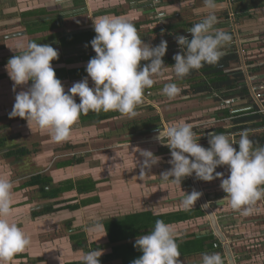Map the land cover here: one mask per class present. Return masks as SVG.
<instances>
[{
    "label": "crops",
    "instance_id": "crops-1",
    "mask_svg": "<svg viewBox=\"0 0 264 264\" xmlns=\"http://www.w3.org/2000/svg\"><path fill=\"white\" fill-rule=\"evenodd\" d=\"M54 3L52 10L45 7L21 11L13 6H0V17L4 16L0 19V25L4 29L6 39L0 44V53L5 52L4 55L8 57L0 63V108L3 109L1 113H7L0 115V126H10V129L3 127L1 132L6 136V144L0 150V178L10 180L15 177L10 180L13 182V189L12 215L9 219L29 234L32 241L30 247L6 261H0V264H79L83 263V255L94 249L102 250L101 257H108L100 264H131L142 255L134 247L135 240L153 230L157 220H163L176 233L181 264H201L203 253H220L227 264L223 245L214 235L199 200L193 207L182 206L185 193L194 190L189 178H183L181 185L170 181L162 182L160 179V174L171 168L168 163L171 155L169 147L156 139L161 129L166 130L172 124L186 122L192 125V130L200 129V126L205 128V133L195 132L197 137H200L198 143L205 148L209 147V133L212 132L228 131L229 134H225L238 141L239 133L243 130H235L238 127L236 124L224 119L214 123L213 118H218L223 113L219 109L218 101L205 95L207 102L201 106L202 111L198 108L196 112L186 113L185 104L192 94L188 93L189 87L181 85L185 96L168 98L164 102L161 101L162 96H158L164 86L155 82L151 88L144 90L145 95L143 94L142 102L137 106L134 116L122 115L116 111H89L82 114L73 125L69 139L56 143L47 130L39 129L34 122L30 124V128L26 119L10 118L9 111L13 109L16 93L27 90L31 81L27 85L16 86L14 91V82L8 75L6 65L11 57L26 50L28 42L50 44L61 56L70 58L69 63H52L56 77L61 80L67 91L73 83L87 77L86 65L90 59L80 62L77 57L83 53H95L90 44L95 36L86 35L79 44L69 37L77 33L94 32L93 19L103 16L120 17L133 24H139V35L142 26L147 25L149 36H152L151 32L158 34L157 29L150 28L154 21L158 24L164 19L165 22L170 21L169 24H176L184 21L186 17L213 14L211 11H216L214 14L231 11L229 1L216 2L217 7L212 10L205 7L204 0H159L154 12L150 10V0H55ZM225 3L226 9L223 7ZM31 11L46 13L38 17H44L39 21L48 20V23L36 29L37 32L31 30L30 24L38 20L24 15ZM145 16L150 18L139 21ZM263 17L258 20L263 21ZM173 19L176 20L175 23ZM254 21L256 20L248 17L241 18L237 25L240 30L239 37L243 36L242 31L247 32L245 38L239 39V43L246 49V55L254 49L253 43L257 40L261 42L260 46L264 47V39L256 37L260 33L256 32L257 24ZM219 29L223 30L221 27ZM251 30L253 34L249 32ZM263 33L264 30L261 34ZM153 44L157 46V43ZM167 44L169 46L171 42ZM224 47L226 44L222 49ZM246 60L254 62L249 58ZM254 64L257 68L252 66L246 74L244 73L246 80L244 74L243 78L238 80V89H224L225 93L227 90L228 93L223 98L235 100L234 105L229 108L231 113H246L248 118L245 117L244 122L239 121L238 125L244 123L247 127L245 130L248 131L253 146L264 147V128L249 127L259 121L249 118L251 116L248 115L252 108H256L248 79L255 76L256 81L252 84L259 80L264 81L263 70H257L258 67L264 68V64ZM88 79L89 86L93 87L90 77ZM231 79L233 80L232 77ZM242 90L245 92L242 93ZM241 93L244 94L243 98L240 97ZM197 94L195 95L199 97L203 95ZM75 100L80 102L78 96ZM164 103L165 116L159 111V106ZM147 111L149 114L143 116ZM156 117H159V121L153 120ZM195 122L198 123L194 124ZM212 126L216 128L212 130ZM8 129L11 130L9 134ZM31 132H35L31 137L35 139L32 144L25 141V134L30 135ZM98 143L104 146L99 151H93V146ZM14 146L25 148L31 151V154L18 161L13 158L5 159L4 152ZM234 147L238 150V145ZM58 150L64 153L63 158L56 159ZM142 150H150L161 157L160 162L147 171L143 179L140 177ZM73 156L79 157L82 162L65 167L62 163ZM55 163H60V166L56 168ZM216 171L223 173V178L230 174L226 165L217 167ZM32 173L49 176L53 189L62 185L65 189L71 186L72 190L55 199H42L37 187L19 189L21 181ZM197 183L207 207L214 214L216 224L229 245L235 264H264V199L252 206L251 214L243 215L241 211L233 209L227 200L222 204L218 203L226 196L220 187L221 178L213 181L197 179ZM79 188L90 192L78 194ZM46 189L50 190L49 187ZM61 201L66 203L53 205V212L38 217L32 216L45 206ZM76 205L77 208L73 209Z\"/></svg>",
    "mask_w": 264,
    "mask_h": 264
},
{
    "label": "clouds",
    "instance_id": "clouds-1",
    "mask_svg": "<svg viewBox=\"0 0 264 264\" xmlns=\"http://www.w3.org/2000/svg\"><path fill=\"white\" fill-rule=\"evenodd\" d=\"M208 9H216V0H204ZM215 14L207 15L188 31L191 40L178 35L177 44L183 50L174 55L172 65L177 78H184L192 70H199L205 64H217L222 56V47L232 40V36L216 29ZM95 37L90 41L95 52L86 65L87 77L75 82L65 91L56 77L52 61L59 58L57 49L46 43L28 42L26 50L11 57L6 65L10 79L16 86H31L15 95V103L10 118L26 119L41 130H47L51 139L60 143L69 139L73 125L82 114L89 111H116L122 115L134 116L141 104L144 90L155 83L153 77L166 67L163 57L167 51V41L161 40L153 47L144 43L135 25L123 18L103 16L93 19ZM21 47H24L21 45ZM87 47V45H86ZM141 61H146L141 66ZM94 86H89V78ZM181 92L176 83L166 84L162 94L169 99ZM80 98L77 103L75 97ZM31 128V127H30ZM235 141L224 133H209V147L198 143L200 137L192 130V125L179 122L161 129L156 139L170 149L169 170L160 174L162 182L181 185L182 179L192 176L202 181L221 178V189L230 206L249 215L253 205L264 199V147H254L249 133H239ZM163 141V142H162ZM234 145H238V150ZM140 177L146 175L161 157L150 150L140 151ZM226 165L229 175L217 172L219 166ZM172 178V179H170ZM13 182L0 178V261L10 259L14 254L31 246V237L17 223L10 221ZM185 193V192H184ZM202 196L193 190L185 193L182 206L193 207ZM176 233L163 220L155 222L154 229L140 235L134 243L142 255L131 264H181ZM102 250L94 249L84 254L83 264H100ZM201 264H226L220 253H203Z\"/></svg>",
    "mask_w": 264,
    "mask_h": 264
},
{
    "label": "trees",
    "instance_id": "trees-1",
    "mask_svg": "<svg viewBox=\"0 0 264 264\" xmlns=\"http://www.w3.org/2000/svg\"><path fill=\"white\" fill-rule=\"evenodd\" d=\"M223 0H216V2H220ZM230 3V7H231V11L225 10L223 12H218L217 14H215V16L217 17V23L214 25V27L216 29H219L220 27L223 28V31H225L226 33L230 34L232 36V40L228 43H226V47H224L222 50V56L219 60V62L217 64L214 65H209V64H205L201 69L199 70H192L191 72V77L186 79L183 78L179 83L181 85H187L189 87L188 89V93H192V94H197V93H202L203 95L209 96V97H215V95H217V98H214L216 101H218L219 99H222L225 95H227V91L225 93V90L227 87L231 88V89H238L240 87L239 84H237L238 80H241L243 78V70L248 71L250 68H252V66H254L255 68H257L256 64H254V62L252 61H248L246 60V57L244 56V54L246 53V49L244 47H242V45L239 43V48L238 46H236L235 44H232L235 42V34L234 31H236V35L238 36L240 33V30L237 29L236 27H238L237 25L239 24V21L241 18H246L248 17L249 19H254L257 20L259 18V12H263L264 10V0H228ZM45 11H31V12H26L24 15L28 16L30 18H34L35 21L33 22L31 25V30L32 31H36V29L41 28V26H46V24L48 23V20H42L39 21L40 19H43L44 17H38V16H43L46 13H44ZM209 15V14H208ZM207 15H202V16H193V17H186L185 19H183L184 21L181 20V22L176 23V24H166V28L165 30H162L161 28H159L160 30H157V32L159 33V31L164 34L163 36V40L167 41V42H171V44L168 46V49L174 46H179L177 44L176 41V37L178 35H183L186 36L189 40H191L192 38V34L188 31L189 28H191L194 24L202 21ZM32 20V19H31ZM225 24V26L223 25ZM135 27L137 28L139 26V24H134ZM222 25V26H220ZM157 29V28H156ZM171 33V34H170ZM173 34V35H172ZM88 35V36H95L96 33L95 32H82V33H77L74 34V36L69 37L72 38V40H76V42L82 43V41L84 40V37ZM171 35V38H169V36ZM257 38L259 39H264V33L261 35H256ZM238 40V38H237ZM232 44V45H230ZM228 45V46H227ZM180 47V46H179ZM182 49L181 51H179V53H182ZM239 51H242V56L240 55ZM96 54L93 53V55H86L85 53H83L82 55L77 57V60L81 61H86L92 58V56L94 57ZM174 53H171V51H166L165 56L162 58L164 65L168 68H172V65H174L175 61L173 59L174 57ZM74 59V58H73ZM72 59V60H73ZM55 62H60V63H69L70 62V58L66 59L63 56H61V54H59V58L57 60H53L52 63ZM146 61H141V66L145 65ZM257 70H260V68L258 67ZM231 77L233 78V80L231 79ZM252 77V76H251ZM255 77V76H254ZM253 77V78H254ZM231 80V81H230ZM256 79H251L250 83L252 84L253 82H255ZM262 80H259L258 82H261ZM177 84V83H176ZM245 90V89H244ZM242 90V93H244L245 91ZM146 91V90H145ZM241 93V98L244 97V94ZM225 99V98H223ZM220 110L223 111L222 115L219 116L218 118H213L215 119L214 121H218L221 119L226 120V122H230L233 124H236L238 127L235 128V130H245L247 127L244 126V123H242L243 125H238L240 124L239 121L244 122L245 121V117L248 118V116H246V113L243 111H238V112H234L231 113L229 111L228 108H220ZM258 108H252L249 112L248 115H250L251 117L249 118H253L254 120H258L259 122H254L252 124V126L250 129H263L264 128V114H261L258 112ZM254 113V114H252ZM253 115V116H252ZM153 120L155 121H159V117L154 118ZM256 120V121H257ZM233 121V122H232ZM6 129L9 128L10 126H3ZM3 127L0 126V134H2L1 132H3ZM200 129H193L194 132H198V133H205V128H203V126H200ZM212 130L215 129L216 127L212 126L211 127ZM10 129V128H9ZM208 129V128H207ZM223 131V130H222ZM227 132V134H229L228 131H225L224 134ZM217 134H219L220 132H215ZM261 136V135H260ZM6 136L4 134H2L0 136V150H2L5 147L6 144ZM256 147V146H254ZM261 147V146H260ZM31 154V151H28L25 148H17L16 146L9 148L6 152H4L3 157L5 159H10L13 158L15 159V161L20 160L21 158L27 157L28 155ZM82 162V159H80L79 157H75L73 156L70 160L62 163L65 164V167L67 166H71V165H78ZM60 163H55L54 166L56 168H58L60 165ZM51 178L49 176H45V175H41V174H34L32 173L27 179L25 178L24 180L21 181V185L19 189H25V188H29V187H37L39 196L42 197V199H55L58 198L60 195H62L65 192L71 191L72 187L69 186L65 189L64 186L60 185L59 187L53 189L51 187ZM47 187L50 188V190L47 191ZM78 194H86L90 191H86L85 188H79L77 189ZM62 203H66L65 201H61V202H55L52 204H49L47 206H45L42 210L37 211L36 213H33V217H38L41 215H45L48 213L53 212V205L55 204H62ZM87 203V202H85ZM83 202V204H85ZM76 209V206H73ZM100 263L104 260H107V258L105 257H100ZM79 264H83V263H79Z\"/></svg>",
    "mask_w": 264,
    "mask_h": 264
},
{
    "label": "rangeland",
    "instance_id": "rangeland-1",
    "mask_svg": "<svg viewBox=\"0 0 264 264\" xmlns=\"http://www.w3.org/2000/svg\"><path fill=\"white\" fill-rule=\"evenodd\" d=\"M104 1V0H103ZM158 1L159 0H150V3L152 4V8L150 9V10H153V12L156 10V6H157V3H158ZM55 2V0H0V6L2 7V8H5V7H12L13 6V8H15V9H18V10H21V11H23V10H34V9H40V8H47V10H52L53 8H54V3ZM67 4V3H66ZM66 4H64V5H66ZM225 9L227 8V4L225 3V6H223ZM119 10V9H118ZM210 11V10H209ZM214 12H216V11H211V13H214ZM92 15V14H91ZM150 15V14H149ZM151 15H153V14H151ZM150 15V16H151ZM262 16H264V13H262V12H259V18L260 17H262ZM3 18H4V16H3ZM3 18H1L0 17V19H3ZM150 17H142L141 19H139V21L141 20V22L142 21H144L145 19H149ZM264 18V17H263ZM156 19H159V18H155V20ZM160 20V19H159ZM164 19H161V22L159 21V23L158 24H155V21H154V23L152 22L151 23V26H150V28L152 27V29L151 30H154V29H156L157 28V30H160L159 28H161L162 29V27H163V29L162 30H165V28H166V24H169L170 23V21H167V22H165V21H163ZM167 20V19H166ZM148 21V20H147ZM174 23L176 22V20L175 19H173L172 20ZM171 21V23H173ZM140 22V23H141ZM165 22V23H164ZM85 23H87V21L85 22ZM147 23V22H146ZM254 23H256L257 25H256V27H257V33H260L259 35H261V32L264 30V20L262 21V19H260V20H256V21H254ZM15 24V23H14ZM87 25V24H86ZM2 25H0V44H3L4 43V41L6 40V39H4V29H3V27H1ZM87 27V26H86ZM236 28H238V27H236ZM148 29H149V27L147 26V25H143L142 26V28H141V31H140V33H141V37H142V41L144 42V43H147V44H149V45H151V46H153V47H155V45L153 44L154 42L155 43H157V45H159V43L161 42V40H163V36H164V34H162L160 31H159V33L158 34H155V33H152L151 32V35L152 36H149V31H148ZM249 29H251V28H249ZM243 32V36H241L240 35V37H244L245 38V36H246V33L244 32V31H242ZM249 32H251V34H253L252 33V30L251 31H249ZM238 37V41H239V39H240V37H239V35L237 36ZM149 40H152V41H149ZM152 42V43H151ZM241 42V41H240ZM260 44H261V42L260 41H256V42H254L253 43V45H254V49L253 50H251V51H248L249 52V54H247L246 55V53L244 54V56L246 57V58H249L250 60H254V62L255 63H259V64H264V47H261L260 46ZM248 45V44H247ZM228 46V45H227ZM249 46V45H248ZM168 51H171V53H174V54H177V53H179V51H181V47H179V46H174V47H171L170 49H167ZM253 51V52H252ZM5 54V52H1L0 53V63L2 62V61H6L7 60V56H5L4 55ZM263 70V73H264V68H260V70ZM243 72V71H242ZM191 73L192 72H190L187 76H185L186 77V79H188V78H190L192 75H191ZM243 74H244V72H243ZM0 76H2L1 74H0ZM184 77V78H185ZM154 78V80H155V82H157L156 84H159V85H162V86H164L165 87V85L166 84H169V83H177V85H178V87H180V89H181V92H180V94L179 95H177L175 98H179V97H182V96H185L184 94H183V91H182V88H183V86H181V84L179 83L182 79H180V78H177L176 77V75H175V73H174V71H173V68H168V67H165L163 70H162V72L159 74V75H157V76H155V77H153ZM244 78H245V74H244ZM244 80H246V78L244 79ZM155 84V83H154ZM245 84H246V82H245ZM2 84L0 83V86H1ZM4 86V85H3ZM186 86V85H185ZM184 89V88H183ZM248 92H250V91H248ZM145 95V94H144ZM190 95V94H189ZM198 95V94H197ZM197 95H192L191 94V97L188 99V101H186V104H185V106H186V109H185V112L186 113H188L189 111H192V112H196V111H198V108H199V110L200 111H202L203 109L201 108V106L203 105V103H206L207 102V99H205L204 97H205V95H202V96H197ZM158 96H162L161 98H162V100L161 101H164L165 102V100H168V97L167 96H165V95H163L162 93H161V95H159L158 94ZM249 99L251 98V97H248ZM177 101H179V100H177ZM253 101H255V100H253ZM216 103V102H215ZM160 106H162L163 108H160ZM159 106V111H160V114L161 115H163V116H165L166 115V113H164V111H165V106H166V103H164L163 105H160ZM255 106H256V108H258V105L256 104V102H255ZM3 111V109L2 108H0V115L2 114H4V115H6L7 113H1ZM12 110H10L9 111V113L11 112ZM178 112V111H177ZM149 114V111H147L145 114H143V116H147ZM4 120H6V119H4ZM196 123H198V122H195L194 124H196ZM11 130H7V133L9 134V133H11L10 132ZM33 133H35V132H31V133H29L30 135H28V134H25V139H27V140H25V141H27L28 143H30V144H32L34 141H35V139H31V137H33L34 135H32ZM32 135V136H31ZM37 142V141H36ZM110 144V143H109ZM102 146H104V145H102L101 143H98V144H95V146H93V151H99L100 150V148L102 147ZM115 146V145H114ZM115 147H117V146H115ZM57 154V156H56V159L58 158V159H60V158H63L64 157V153L63 152H60L59 150L56 152ZM83 154H85V152L83 153ZM12 178H15L14 176L13 177H11L10 178V180L12 179Z\"/></svg>",
    "mask_w": 264,
    "mask_h": 264
},
{
    "label": "built area",
    "instance_id": "built-area-1",
    "mask_svg": "<svg viewBox=\"0 0 264 264\" xmlns=\"http://www.w3.org/2000/svg\"><path fill=\"white\" fill-rule=\"evenodd\" d=\"M234 34H235V42L232 43V44H235L236 46H238L239 48V41L237 40V35H236V31H234ZM230 44V45H232ZM240 55L242 56V51H239ZM243 72L246 74L245 70H243ZM252 79H255V78H252ZM249 81H251V79H248V84H249ZM249 88H250V91H251V94L253 96V99L257 102V105H258V112L261 113V114H264V81H261V82H257L255 84H249ZM218 96L215 95L214 98H217ZM219 98V97H218ZM218 105L219 107L221 108H230L231 106L234 105L235 103V100L230 98V99H219L218 100ZM254 114V113H252ZM223 120H218V121H213L214 123H217V122H221ZM226 121V120H225ZM194 177H195V174H193ZM196 178V177H195ZM197 179V178H196Z\"/></svg>",
    "mask_w": 264,
    "mask_h": 264
},
{
    "label": "water",
    "instance_id": "water-1",
    "mask_svg": "<svg viewBox=\"0 0 264 264\" xmlns=\"http://www.w3.org/2000/svg\"><path fill=\"white\" fill-rule=\"evenodd\" d=\"M189 180L191 181V183L193 184L194 190L201 192V190L199 189L198 183H197V179L194 177V175L189 176L188 177ZM202 193V192H201ZM199 202L201 207L203 208V210L205 211L209 222H210V226L211 229L213 230L214 235L216 236V238L222 243L223 245V249H224V253L226 256V260H227V264H235L232 253L230 251L229 245L226 242L223 234L220 232L217 224H216V220L214 217V214L212 213V211L207 207V204L204 200V196L202 194V196L199 198Z\"/></svg>",
    "mask_w": 264,
    "mask_h": 264
}]
</instances>
